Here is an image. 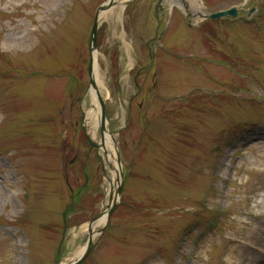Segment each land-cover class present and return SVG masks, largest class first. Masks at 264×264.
Listing matches in <instances>:
<instances>
[{
    "label": "rangeland",
    "instance_id": "obj_1",
    "mask_svg": "<svg viewBox=\"0 0 264 264\" xmlns=\"http://www.w3.org/2000/svg\"><path fill=\"white\" fill-rule=\"evenodd\" d=\"M105 1L0 0V264H70L89 232L80 264H264V0L100 19L114 173L85 134Z\"/></svg>",
    "mask_w": 264,
    "mask_h": 264
},
{
    "label": "bare ground",
    "instance_id": "obj_2",
    "mask_svg": "<svg viewBox=\"0 0 264 264\" xmlns=\"http://www.w3.org/2000/svg\"><path fill=\"white\" fill-rule=\"evenodd\" d=\"M124 1H126V0H124ZM112 10H113V7L103 11L102 14L100 15V19L105 18V16H109V14L111 13ZM91 70H92V75H93L94 82H95V87L90 88L92 108H90L86 112V122H87L88 128L91 132L88 135H89L90 139L93 140L94 142L98 143L99 145L105 146L106 157L112 163V165H113L112 168H113V173H114V172H118L117 168L119 169V167H117L118 165H116V163H115V155L113 153V149H115V148L113 147L112 138L108 132V122L105 123V130L102 133L103 142H101V139H99V140L95 139V137H96L95 133H96L97 129H99L101 127L100 106H99V100L97 98V93H99V92L101 93L102 88H103V82L101 80V76H100V72H99L97 52L93 53V63H92ZM112 178H113V176H112ZM105 221H106V216L104 214H102V216L99 219H97V221H95V223L93 224V229H96L98 226L102 225ZM82 253H83V251H80L79 256L82 255ZM256 264H259V263L257 262Z\"/></svg>",
    "mask_w": 264,
    "mask_h": 264
},
{
    "label": "water",
    "instance_id": "obj_3",
    "mask_svg": "<svg viewBox=\"0 0 264 264\" xmlns=\"http://www.w3.org/2000/svg\"><path fill=\"white\" fill-rule=\"evenodd\" d=\"M121 0H107L105 3H103L96 11V14H95V20H94V23H93V27H92V32H91V38H90V49L91 51L93 52L96 48V35H97V28H98V23H99V15L106 9H109L115 5H117L118 3H120ZM235 11L234 10H228V11H225V12H219V13H215L212 15V17H220V16H223V15H235ZM91 64H92V60H90V63H89V75H90V82H91V85L93 87H95V83H94V79H93V76H92V72H91ZM98 99L100 101V111H101V120L102 122L104 121V104H103V101L101 99V97L98 95ZM101 129L102 131H104V126L102 125L101 126ZM119 164V163H118ZM120 165V164H119ZM111 168V166H110ZM119 189L120 187H118L117 189V192H119ZM115 203L109 207L108 209H105L103 210L99 215H102V213H105L107 215V217L111 214V211L113 210V208L115 207ZM98 217H96L95 219H93L91 222H90V227L91 225L93 224V222L97 219ZM93 237H92V233L89 232V239H88V245H87V249L84 253L83 256H81L80 258L74 260L72 263L70 264H79L87 255V253L89 252L92 244H93Z\"/></svg>",
    "mask_w": 264,
    "mask_h": 264
}]
</instances>
